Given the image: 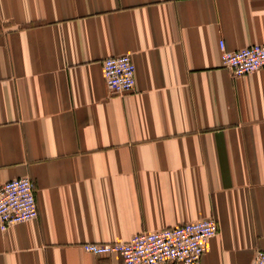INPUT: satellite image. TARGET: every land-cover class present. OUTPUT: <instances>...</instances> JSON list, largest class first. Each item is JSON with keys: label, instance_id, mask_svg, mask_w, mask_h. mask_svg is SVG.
Instances as JSON below:
<instances>
[{"label": "crops", "instance_id": "1", "mask_svg": "<svg viewBox=\"0 0 264 264\" xmlns=\"http://www.w3.org/2000/svg\"><path fill=\"white\" fill-rule=\"evenodd\" d=\"M221 40L264 45V0H0V185L29 177L38 206L0 264H123L81 245L207 218L199 264L264 250V68L232 77Z\"/></svg>", "mask_w": 264, "mask_h": 264}, {"label": "built area", "instance_id": "2", "mask_svg": "<svg viewBox=\"0 0 264 264\" xmlns=\"http://www.w3.org/2000/svg\"><path fill=\"white\" fill-rule=\"evenodd\" d=\"M221 66L232 77L252 74L264 68V45L238 50L226 49L219 41ZM106 87L114 94L131 92L135 86V65L129 55L102 61ZM38 218L34 183L20 177L0 185V229ZM217 234L214 218H207L154 232L134 234L130 239L106 243H84V252L99 257L117 255L123 264H199L207 244ZM250 264H264V250H257Z\"/></svg>", "mask_w": 264, "mask_h": 264}]
</instances>
